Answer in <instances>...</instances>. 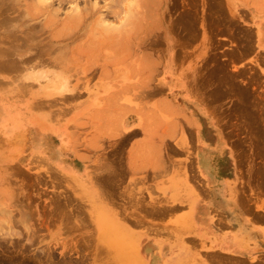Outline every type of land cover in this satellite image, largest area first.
Instances as JSON below:
<instances>
[{"label": "rangeland", "instance_id": "1", "mask_svg": "<svg viewBox=\"0 0 264 264\" xmlns=\"http://www.w3.org/2000/svg\"><path fill=\"white\" fill-rule=\"evenodd\" d=\"M119 1L0 0V264H151L144 253L147 242H138L139 226L132 223L139 215L130 194L116 203L106 200V209L99 200L98 155L105 136L110 147L102 160H118L121 169L122 148L129 141L121 135V110L144 90L164 88L166 75L186 78L208 108L212 102L217 147L220 152L228 148L222 157L264 160V57L255 51L264 43V19L259 18L264 7L258 0H249L251 5L248 0H134L124 38L87 33L99 15L119 26L122 5L133 0ZM75 8L83 11L81 28L63 33L62 21ZM96 43L109 46L100 49ZM78 44L84 45L82 55L99 51L103 56L88 71L62 67L70 66ZM105 52L116 58L110 62ZM32 117L52 125L56 156L43 139L34 141ZM190 137L180 136L194 144ZM40 144L60 168L35 151ZM75 154L87 165L83 178L59 165H72ZM260 180L264 185V177Z\"/></svg>", "mask_w": 264, "mask_h": 264}, {"label": "crops", "instance_id": "2", "mask_svg": "<svg viewBox=\"0 0 264 264\" xmlns=\"http://www.w3.org/2000/svg\"><path fill=\"white\" fill-rule=\"evenodd\" d=\"M246 4L251 5L249 0ZM257 6L264 7V2L258 0ZM259 18L264 19V14ZM255 51L264 57V43ZM242 66L238 64V68ZM163 87L144 90L125 110L121 135L129 141L122 148L121 169L118 160H102L110 146L105 136L103 143L99 139L103 145L99 147V200L104 199L106 209V200L116 203L130 194L139 215L132 221L139 224L138 242H147L145 249L149 247L150 253L145 256L150 262L152 255L158 256L153 264H264V185L259 182L264 177V160L222 157L228 148L225 145L218 152L219 125L212 102L208 108L183 77L166 75ZM182 133L186 140L194 135L195 143L180 138ZM205 141L210 148L208 161L198 158ZM35 151L58 166L47 150ZM74 157L78 160H70L72 165L66 166L71 168L64 171L83 178L87 165L76 154ZM110 174L115 177L113 186L111 178L106 179Z\"/></svg>", "mask_w": 264, "mask_h": 264}, {"label": "bare ground", "instance_id": "3", "mask_svg": "<svg viewBox=\"0 0 264 264\" xmlns=\"http://www.w3.org/2000/svg\"><path fill=\"white\" fill-rule=\"evenodd\" d=\"M32 1V0H31ZM40 1V0H39ZM116 1V0H115ZM119 1V0H118ZM120 2V1H119ZM129 2V1H128ZM40 3H42V1L40 2ZM94 3V2H93ZM118 3V2H117ZM133 3H135L134 2V0H133V2H129V3H126V4H123L122 5V9L121 10H123L124 12H125V14L123 15V19L120 21V25L119 26H117V27H115L114 25H109L108 23L106 24L105 22H102L103 20H102V18H100V17H103V15L102 16H98V17H96V19H95V22H94V25L93 26H91V28H90V30L89 31H87V33L89 32L90 34H100V35H98V37L99 36H103L104 38V40H105V36H112L113 38H116V37H118V36H120V37H123V36H121V34L123 33V30H125V27H126V25L127 24H130V20H132L131 18H133L131 15H132V12L134 11L133 10ZM43 4V3H42ZM42 4H41V6H42ZM112 4V3H111ZM116 4V3H115ZM114 5V4H113ZM112 5V6H113ZM119 6H120V4H118ZM117 5V6H118ZM94 6V5H93ZM109 6H111V5H109ZM108 6V7H109ZM116 6V8L118 9V7ZM105 7V6H104ZM114 7V6H113ZM84 8H86V7H83V9ZM107 8V7H106ZM110 8V7H109ZM116 8H115V10H116ZM121 8V7H120ZM119 8V9H120ZM120 10V11H121ZM84 11L86 12V9H84ZM87 11H88V9H87ZM92 11H93V13H95L96 12V10H93L92 9ZM109 11H112L111 9H109ZM116 11H118V10H116ZM122 11V12H123ZM136 12V11H135ZM82 13H83V11H81V9H73V11L69 14H67L66 15V17H65V20H63L62 21V24H61V30L60 31H62L63 33L64 32H66L67 31V33L68 32H70V30H72V31H74L75 29H77L78 28V32H79V30H80V28H81V25H80V19H82L81 18V16H82ZM106 13V12H105ZM112 13H113V11H112ZM86 14H87V12H86ZM111 14V13H110ZM108 15V14H107ZM107 15H105V16H107ZM111 15H113V14H111ZM110 15V16H111ZM135 16H137L136 14H135ZM106 20V19H105ZM188 22H189V20H187ZM186 22V21H185ZM105 23V24H104ZM52 24H54V23H52ZM82 24V23H81ZM112 24V23H111ZM188 24V23H187ZM122 25V26H121ZM124 26V27H123ZM85 28V27H84ZM87 28V27H86ZM127 28V27H126ZM89 29V28H88ZM83 30V29H82ZM127 30V29H126ZM126 30L124 31L125 33H126ZM85 31V30H84ZM128 31V30H127ZM83 32V31H82ZM63 33H59V32H57V33H55L54 32V34L55 35H57V34H63ZM81 33V32H80ZM86 33V32H85ZM75 34V33H74ZM83 34H84V32H83ZM123 35H124V33H123ZM78 36V35H77ZM94 37H96V36H94ZM67 38V37H66ZM70 38V37H69ZM102 38V37H101ZM110 38V37H109ZM124 38V37H123ZM100 39V38H99ZM118 39V38H117ZM120 39V38H119ZM95 40V39H94ZM124 40V39H123ZM96 41V40H95ZM94 41V42H95ZM99 42L101 41V39L100 40H98ZM116 41V40H115ZM69 42V41H68ZM102 42V41H101ZM88 43H89V45H90V43L91 42H89L88 41ZM113 43H114V41H113ZM96 44H98V46H99V43H96ZM105 44V43H104ZM108 44H109V41H108ZM105 45H106V47H105ZM105 45H103V47H104V49H106V48H108V46L109 45H107V44H105ZM112 45H114V44H112ZM79 46V47H78ZM82 46H84V45H81V47ZM95 46V45H94ZM102 46V45H101ZM77 49L79 50H77L76 52H75V50H74V53L72 54V56H71V61H70V66H69V63H64V65H62V67L63 68H68V67H71L72 68V70L73 69H75V68H79V67H82V70H89V69H91V67L94 65L95 66V61H96V57L97 56H102V54L100 53L99 54V51H97V53H86V51H85V53H83V55L80 53L81 51V47H80V45L78 44L77 45ZM88 47V46H87ZM100 47V46H99ZM103 47H100V49L101 48H103ZM83 48V47H82ZM99 49V48H98ZM97 49V50H98ZM88 50V49H87ZM115 51V50H114ZM82 52H84V50L82 51ZM95 52V51H94ZM101 52V51H100ZM111 52V51H110ZM109 52V53H110ZM107 52H105V54H106ZM113 53V52H112ZM104 54V53H103ZM104 54V55H105ZM111 54V53H110ZM107 55V56H106ZM105 55V57H107V58H109L108 57V54H106ZM110 56V55H109ZM115 55H112L111 54V56H110V62H112L111 61V58L112 57H114ZM120 56V55H119ZM103 57V56H102ZM96 58V59H95ZM107 58H105V59H107ZM116 57H114V59H115ZM105 59H104V63H106L105 62ZM108 59V60H109ZM113 58H112V60H114ZM117 59H119V58H117ZM83 60H85V61H83ZM99 60V59H98ZM102 61H103V59H102ZM118 61V60H117ZM55 62V61H54ZM115 62H116V60H115ZM60 63V62H59ZM109 63V62H108ZM107 64V63H106ZM110 64V63H109ZM108 65V64H107ZM111 65V64H110ZM114 65V64H113ZM93 66V67H94ZM104 67L103 68H105L106 69V67H105V65H103ZM2 67V66H1ZM115 67V66H114ZM98 68V67H97ZM93 69V68H92ZM104 69V70H105ZM70 70V68L68 69V71ZM87 70V71H88ZM98 70V69H97ZM93 71V70H92ZM62 72V71H61ZM79 72V71H78ZM109 72V71H108ZM107 73V72H106ZM196 73V72H195ZM198 73V72H197ZM81 74H83V73H81ZM86 74V73H85ZM133 75V74H132ZM211 75H213V74H211ZM84 76V75H83ZM64 77V76H63ZM78 77V76H77ZM85 77V76H84ZM93 77H94V75H93ZM79 78V77H78ZM81 79L83 78V77H80ZM88 78V77H87ZM90 78H91V76H90ZM100 78V77H99ZM201 78V77H200ZM203 78V77H202ZM201 78V79H202ZM211 78V77H210ZM62 79V78H61ZM181 79V78H180ZM201 81V80H200ZM199 81V82H200ZM206 81V80H205ZM1 82V81H0ZM138 82V81H137ZM196 82V81H195ZM198 82V81H197ZM214 82V81H213ZM63 83V82H62ZM57 84V83H56ZM195 85V84H194ZM196 87V86H195ZM193 89V88H192ZM194 89H196V88H194ZM226 89V88H225ZM201 90V89H200ZM1 91V90H0ZM198 91V90H197ZM216 91V90H215ZM215 91H212V92H214V95H215V93L217 94V92H215ZM232 91H234V90H232ZM221 92V91H220ZM235 92V91H234ZM130 93V92H129ZM200 93V92H199ZM223 93V92H222ZM226 93V92H225ZM244 94H245V89H244ZM119 95V94H118ZM219 95V94H218ZM246 95V94H245ZM21 97V96H20ZM202 97V96H201ZM216 97H217V95H216ZM219 97V96H218ZM104 98V97H103ZM204 98V97H203ZM239 99H242V98H239ZM103 100V99H102ZM118 100V99H117ZM201 100V99H200ZM240 102V101H239ZM242 102V101H241ZM240 102V103H241ZM237 103H238V101H237ZM248 103V102H247ZM82 104V103H81ZM144 104V103H143ZM156 104V103H155ZM236 104V103H235ZM102 105V104H101ZM31 106V105H30ZM235 106V105H234ZM241 106H243V104L241 105ZM32 107V106H31ZM38 107V106H37ZM122 107V106H121ZM237 107V106H236ZM245 107V106H244ZM234 108V107H233ZM241 108V107H240ZM152 109V108H151ZM87 110V109H86ZM106 110H108V109H106ZM119 110H120V108H119ZM238 110V109H237ZM97 112H98V110H97ZM109 112H110V110H109ZM109 112L107 113V115H109ZM121 112L122 113H124V111H122L121 110ZM242 112V111H241ZM147 113V112H146ZM243 113V112H242ZM45 114V113H44ZM119 114H121V113H119ZM125 114V113H124ZM150 114V113H149ZM239 114H240V112H239ZM245 114H247V113H245ZM244 114V115H245ZM253 114H255L256 115V113H253ZM112 115V114H111ZM122 115V114H121ZM238 115V114H237ZM242 115V114H241ZM243 115V116H244ZM255 115H253L252 116V114H249L248 116L251 118V119H256L255 118ZM116 116H118V115H115L114 117H116ZM123 116V115H122ZM121 116H119V118H120ZM246 117V116H245ZM257 117V116H256ZM41 118V117H40ZM97 118V117H96ZM105 118V117H104ZM110 118H112V117H110ZM49 119V118H48ZM79 119H81V118H79ZM108 119V118H107ZM114 119V118H113ZM113 119H112V121H113ZM116 119V118H115ZM106 120V119H105ZM60 121V120H59ZM256 121V120H255ZM31 124H32V136H33V139H35L34 141L36 142V140L38 141V140H41V139H43L42 141H44L45 142V144L43 145L45 148H49V151H50V155L51 156H56V154L59 152V150H57L58 149V147L56 148L55 147V142H54V140L52 139L53 138V136H52V134L50 133V132H48V131H46V130H49V131H52V130H50L49 128H52L51 126L52 125H50V124H47V123H45V122H43L42 120H40V119H38L37 117L35 118V117H32V119H31ZM111 122V121H110ZM117 122V121H116ZM116 122H114V123H116ZM118 122H119V119H118ZM188 122H189V120H188ZM216 122V121H215ZM112 123V122H111ZM113 123V124H114ZM192 123V122H191ZM254 123V122H253ZM98 124V123H97ZM117 124V123H116ZM190 124V123H189ZM250 124H252V121H251V123ZM118 125V124H117ZM120 125V124H119ZM183 125H184V123H183ZM116 126V125H115ZM185 126V125H184ZM251 126V125H250ZM76 127V126H75ZM252 127V126H251ZM194 128H195V126H194ZM250 128V127H249ZM115 130V129H114ZM185 130V129H184ZM262 130H264L263 129V127H262ZM42 131L43 132H45V133H42ZM112 131V130H111ZM119 131H120V129H119ZM118 131V132H119ZM169 131V130H168ZM189 131V130H188ZM258 132V131H257ZM86 133V132H85ZM252 133V132H251ZM83 134V133H82ZM152 134H155V133H152ZM261 134H263L262 132H261ZM145 135V134H144ZM194 136V135H193ZM260 136L261 135H259V137L258 138H260ZM11 137V136H10ZM104 137V136H103ZM219 137V136H218ZM262 137V136H261ZM154 138V137H153ZM191 138V137H190ZM189 138V139H190ZM216 138V137H215ZM262 138H264V137H262ZM188 139V138H187ZM194 139V138H193ZM221 139V138H220ZM261 139V138H260ZM64 140V139H63ZM191 140V139H190ZM2 141V140H1ZM41 141V142H42ZM65 141V140H64ZM76 141V140H75ZM179 141V140H178ZM257 141H258V139H257ZM260 141V140H259ZM101 142V141H100ZM150 144H148V145H150L151 146V144L153 143V141H152V143L151 142H149ZM171 143H172V141H171ZM201 143V142H200ZM259 143V142H258ZM3 144V143H2ZM173 145V144H172ZM177 145H178V143H177ZM142 146H143V144H142ZM140 147V148H143V147ZM262 146V145H261ZM167 148V147H166ZM174 149V148H173ZM37 150V149H36ZM39 150H41V151H44L43 150V148H42V144H40L39 145V149L37 150V151H39ZM171 150H172V148H171ZM170 150V151H171ZM180 150V149H179ZM140 151H142V150H140L139 149V152ZM218 152L220 153V150H218ZM255 152V151H254ZM167 153V152H166ZM177 153V152H176ZM100 154V153H99ZM106 154V153H105ZM175 154V153H174ZM252 155V154H251ZM99 156V155H98ZM108 155H106V157H107ZM239 157H240V154H239ZM40 158V157H39ZM95 158V157H94ZM101 158V157H100ZM109 158V157H108ZM198 158H200V159H202V160H207L208 161V159H210V148H209V144H208V142H202L201 143V146H200V152H199V155H198ZM220 158V157H219ZM37 159V158H36ZM234 159H235V156H234ZM239 159H241V158H239ZM239 159H238V161H239ZM237 160V159H236ZM242 160V159H241ZM106 161V160H105ZM110 161V160H109ZM115 161V160H114ZM113 161V162H114ZM237 161V164H240V162H238ZM44 161H42L41 163H43ZM192 162H194V161H192ZM205 162V161H204ZM243 162V161H242ZM38 163H39V161H38ZM112 163V162H111ZM110 163V164H111ZM116 164V163H115ZM114 164V165H115ZM236 164V163H235ZM243 164V163H242ZM38 165H40V164H38ZM59 165H61L63 168L65 167H68V168H71L70 166H66V164H62V163H60ZM113 165V166H114ZM187 165V164H186ZM239 166V165H238ZM260 167H262V166H260ZM263 167H264V165H263ZM186 168H189L188 166H186ZM194 168V167H193ZM134 169V168H133ZM191 169V168H190ZM189 169V170H190ZM238 169V168H237ZM116 170V169H115ZM255 170H257V169H255ZM100 171V170H99ZM117 171V170H116ZM259 170H257V171H255V172H258ZM87 172V171H86ZM118 172V171H117ZM189 172V171H188ZM254 172V171H253ZM254 172V173H255ZM260 172V171H259ZM89 173V172H88ZM87 173V174H88ZM94 173V172H93ZM260 173H262V172H260ZM259 173V174H260ZM189 174V173H188ZM263 174V173H262ZM36 175V174H35ZM96 175V174H95ZM83 176H85V174L83 175ZM107 176V175H106ZM111 176V175H110ZM188 176V175H187ZM189 176H190V174H189ZM188 176V177H189ZM193 176V175H192ZM257 176H258V174H257ZM264 176V175H263ZM79 177V176H78ZM96 177V176H95ZM105 177V176H104ZM187 177V178H188ZM196 177V176H195ZM262 177V176H261ZM98 178V177H97ZM96 178V179H97ZM263 178V177H262ZM34 179V178H33ZM38 179V178H37ZM40 179V178H39ZM38 179V180H39ZM98 179H100V178H98ZM107 179V178H106ZM135 179V178H134ZM193 179V178H192ZM92 180V179H91ZM137 180V179H136ZM143 180V179H142ZM189 180V179H188ZM200 180V179H199ZM262 180V179H261ZM260 180V181H261ZM104 181V180H103ZM122 181V180H121ZM259 181V182H260ZM264 181V180H263ZM109 182V181H108ZM117 182V181H116ZM132 182V181H131ZM259 182H257V183H259ZM35 183V182H34ZM33 183V184H34ZM37 183V182H36ZM35 183V184H36ZM95 183V182H94ZM93 183V184H94ZM96 183H97V181H96ZM137 183V182H136ZM191 183V182H190ZM194 183V182H193ZM241 183V182H240ZM38 184V183H37ZM131 184V183H130ZM195 184V183H194ZM261 184H263V183H261ZM97 185H98V183H97ZM103 185V184H102ZM108 185H109V183H108ZM110 185H112V184H110ZM114 185H115V183H114ZM135 185V184H134ZM239 185V184H238ZM245 185V184H244ZM70 186V185H69ZM252 186V185H251ZM204 187V186H203ZM248 187V186H247ZM256 187V186H255ZM37 188V187H36ZM100 188V187H99ZM200 188V187H199ZM206 188V187H205ZM249 188H251V187H249ZM117 189V188H116ZM119 189V188H118ZM128 189V188H127ZM141 189H143V188H141ZM207 189V188H206ZM253 189V188H252ZM123 190V189H122ZM106 191V190H105ZM111 191V190H110ZM125 191V190H124ZM99 192V191H98ZM138 192H139V190H138ZM204 192V191H203ZM206 192V191H205ZM102 193V192H101ZM100 193V194H101ZM109 193V192H108ZM118 193V192H117ZM116 193V194H117ZM136 193V192H135ZM135 193H134V195H135ZM236 193H237V191H236ZM243 193V192H242ZM245 194V193H244ZM133 195V194H132ZM242 195V194H241ZM107 196V195H106ZM245 196V195H244ZM102 197V196H101ZM116 197V196H115ZM246 197V196H245ZM254 197V196H253ZM121 198V197H120ZM128 198H129V196H128ZM142 198V197H141ZM107 199V198H106ZM131 199V198H130ZM246 199V198H245ZM248 199V198H247ZM104 200V199H103ZM110 200V199H109ZM129 199H127L126 201H128ZM125 201V200H124ZM140 201V200H139ZM257 201V200H256ZM262 201V200H261ZM107 202H108V200H107ZM112 202V201H111ZM136 202H138V200H136ZM135 202V203H136ZM122 203H123V201H122ZM133 201H132V205H133ZM139 203V202H138ZM137 203V204H138ZM264 203V202H263ZM105 204H106V202H105ZM108 204V203H107ZM113 204V203H112ZM119 204V203H118ZM135 206H136V204H134ZM92 206V205H91ZM110 206V205H109ZM118 205L116 204V205H114V207H117ZM125 206V205H124ZM138 206V205H137ZM255 206H256V204H255ZM257 206H258V204H257ZM261 206V205H260ZM114 207H113V209H114ZM119 207V206H118ZM118 207H117V209H118ZM120 208V207H119ZM138 208V207H137ZM116 209V210H117ZM112 210V209H111ZM121 211H122V209H120ZM124 210V209H123ZM114 211V210H113ZM119 211V210H118ZM118 211H117V213H118ZM120 211V212H121ZM247 211V210H246ZM8 212V211H7ZM119 212V213H120ZM248 212V211H247ZM5 213H6V211H5ZM116 213V214H117ZM135 213V212H134ZM26 215V214H25ZM142 215V214H141ZM12 215H10V217H11ZM52 216V215H51ZM123 216V215H122ZM119 217H120V215H119ZM125 217H127V216H125ZM12 218V217H11ZM135 218V217H134ZM133 218V219H134ZM139 218V217H138ZM145 218V217H144ZM126 219V218H125ZM124 219V220H125ZM221 219V218H220ZM127 220V219H126ZM132 220V219H131ZM103 221V220H102ZM106 221V220H105ZM136 221H138V220H136ZM145 221V220H144ZM113 222V220L111 221V223ZM127 222V221H126ZM133 222H135L134 220H133ZM103 223H105V222H103ZM102 223V224H103ZM128 223V222H127ZM143 223V222H142ZM106 224V223H105ZM105 224H104V227H106L105 226ZM109 224H110V222L108 223V228L111 226H109ZM145 224V223H144ZM144 224H143V227H144ZM107 225V224H106ZM134 225V224H133ZM139 225V224H138ZM146 226V225H145ZM112 227V226H111ZM117 227V226H116ZM142 227V228H143ZM113 228H115V226L113 227ZM138 228V227H137ZM146 228H147V226H146ZM149 228V227H148ZM117 229V228H116ZM123 231V230H122ZM141 232V231H140ZM139 232V233H140ZM145 232H146V230H145ZM112 233V232H111ZM114 233V232H113ZM143 233V232H142ZM169 234H172V233H169ZM123 234H121V236H122ZM126 235V234H125ZM133 235V234H132ZM141 236H143V234H141ZM172 236V235H171ZM124 237V236H123ZM123 237H121V238H123ZM170 237V236H169ZM174 237V236H173ZM125 238V237H124ZM133 238L135 239V236L133 235ZM172 238V237H171ZM127 239V238H126ZM139 239H141V237L139 238ZM123 240V239H122ZM121 240V241H122ZM120 241V242H121ZM129 241V240H128ZM113 242V241H112ZM123 242H125V241H123ZM122 243V242H121ZM126 243H127V241H126ZM130 243V242H129ZM144 243V242H143ZM1 245H3V244H1ZM133 245V244H132ZM128 246V245H127ZM2 248V247H1ZM126 248V247H125ZM133 248H135V246L133 247ZM126 250V249H125ZM131 250V249H130ZM0 251H1V249H0ZM129 251V250H128ZM3 252V251H2ZM131 252V251H130ZM130 252H128V253H130ZM1 253V252H0ZM145 254L147 253H150L149 251H145L144 252ZM3 254V253H2ZM1 256V255H0ZM135 256V255H134ZM151 256V255H150ZM149 256V257H150ZM137 257V256H136ZM148 257V256H147ZM158 257V256H157ZM157 257H156V255H152L151 256V260H152V262H150L151 264H153L154 263V261L157 259ZM38 259V258H37ZM157 261V260H156ZM188 261H190V260H188ZM200 261V260H199ZM2 262V261H1ZM7 262V261H6ZM4 263V262H3ZM9 263V262H8ZM23 263V262H22ZM27 263H28V261H27ZM137 263V262H136ZM156 263V262H155ZM2 264V263H1ZM5 264V263H4ZM186 264V263H185ZM249 264V263H248Z\"/></svg>", "mask_w": 264, "mask_h": 264}]
</instances>
